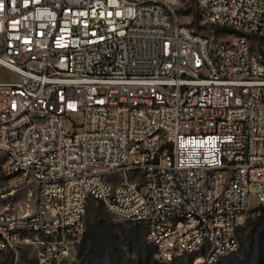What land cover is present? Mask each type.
Returning <instances> with one entry per match:
<instances>
[{
	"label": "built area",
	"instance_id": "built-area-1",
	"mask_svg": "<svg viewBox=\"0 0 264 264\" xmlns=\"http://www.w3.org/2000/svg\"><path fill=\"white\" fill-rule=\"evenodd\" d=\"M182 6L0 0V251L69 259L92 200L143 225L159 263L238 251L264 207V0L196 1L229 41Z\"/></svg>",
	"mask_w": 264,
	"mask_h": 264
},
{
	"label": "rangeland",
	"instance_id": "rangeland-1",
	"mask_svg": "<svg viewBox=\"0 0 264 264\" xmlns=\"http://www.w3.org/2000/svg\"><path fill=\"white\" fill-rule=\"evenodd\" d=\"M173 1V0H171ZM197 0H183V6L178 11L180 21L190 26L195 33L213 38L216 41H229L236 34L226 27L212 25L206 22L196 11ZM196 18V20H195ZM4 69L0 66V73ZM5 81H13L16 76L11 73H3ZM0 81V82H5ZM76 123H80L79 115L73 116ZM250 190L253 194L259 191L258 184H252ZM253 209L250 215L243 221L239 228L240 247L235 253L223 258L219 264H260L258 259V243L252 249H248L251 242L248 237L251 235L252 225L260 224L262 227L255 237H259L261 231H264V209L258 206L256 199H252ZM141 226V227H140ZM140 227L141 237L137 240L133 237L132 232ZM264 240V239H263ZM87 244L88 249L106 248L108 253L111 248L118 252L115 254L113 262L106 264H163L159 263L153 254V248L146 240V228L135 222L123 221L111 216L105 207L92 200L90 202L86 215V230L81 237L75 242L73 255L59 264H83L84 256H80V250ZM112 246V247H111ZM247 247L244 254L242 250ZM264 264V252L262 254ZM190 257H182L167 264H191ZM0 264H38L33 252L29 248L20 249L18 252H0Z\"/></svg>",
	"mask_w": 264,
	"mask_h": 264
},
{
	"label": "trees",
	"instance_id": "trees-1",
	"mask_svg": "<svg viewBox=\"0 0 264 264\" xmlns=\"http://www.w3.org/2000/svg\"><path fill=\"white\" fill-rule=\"evenodd\" d=\"M196 20V18H195ZM264 209V207H262ZM139 224V223H138ZM141 225V224H139ZM143 226V225H142ZM141 227V226H140ZM140 227L138 228V230H135L132 232L133 237L137 240H140L141 237V232H140ZM262 227V225L260 224H254L252 225V229H251V235L250 237H248V242L250 239V243L248 244V249H252L253 247H255L256 243H258V251H259V256L258 259H260V264H263L262 262V254L264 252V231H261V234H259V237H255V235H257V232L260 231V228ZM112 247V246H111ZM151 247L153 248V254L155 253V248L151 245ZM247 247L242 250V252L244 254H246L247 252ZM2 252V251H0ZM118 252V250L116 251L115 248H111V251L108 253L106 248L103 249H94V248H89L87 247V244L82 247V249L80 250V256H84V260H83V264H106V262H113L115 259V254Z\"/></svg>",
	"mask_w": 264,
	"mask_h": 264
},
{
	"label": "crops",
	"instance_id": "crops-1",
	"mask_svg": "<svg viewBox=\"0 0 264 264\" xmlns=\"http://www.w3.org/2000/svg\"><path fill=\"white\" fill-rule=\"evenodd\" d=\"M7 72H9V71H7L6 69H2V72L0 73V81H5L4 76L2 74L7 73Z\"/></svg>",
	"mask_w": 264,
	"mask_h": 264
}]
</instances>
